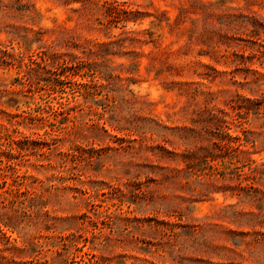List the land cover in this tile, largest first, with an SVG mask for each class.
Returning a JSON list of instances; mask_svg holds the SVG:
<instances>
[{
	"label": "rangeland",
	"instance_id": "obj_1",
	"mask_svg": "<svg viewBox=\"0 0 264 264\" xmlns=\"http://www.w3.org/2000/svg\"><path fill=\"white\" fill-rule=\"evenodd\" d=\"M0 264H264V0H0Z\"/></svg>",
	"mask_w": 264,
	"mask_h": 264
}]
</instances>
